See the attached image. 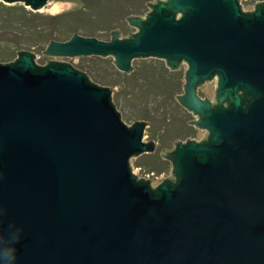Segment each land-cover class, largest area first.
Segmentation results:
<instances>
[{"label": "water", "instance_id": "obj_1", "mask_svg": "<svg viewBox=\"0 0 264 264\" xmlns=\"http://www.w3.org/2000/svg\"><path fill=\"white\" fill-rule=\"evenodd\" d=\"M2 1L38 12L48 0ZM147 5L126 18L137 29L127 37L75 33L42 53L113 58L126 74L137 59L170 70L185 62L176 100L205 139L163 150L173 170L152 188L131 166L157 150L144 141L148 123L128 126L112 88L87 73L17 52L0 64V264H212L208 250L264 216V4L249 13L239 0ZM216 76L214 104L198 88Z\"/></svg>", "mask_w": 264, "mask_h": 264}, {"label": "rangeland", "instance_id": "obj_2", "mask_svg": "<svg viewBox=\"0 0 264 264\" xmlns=\"http://www.w3.org/2000/svg\"><path fill=\"white\" fill-rule=\"evenodd\" d=\"M120 1V0H114ZM142 8L140 11H143L141 16H144L147 12L150 11L148 3H153L155 0H141ZM244 8H250V5L253 3V0H241ZM0 3H3L7 6L12 5H22L29 11H33L32 8L26 6L24 3H13L7 4L0 0ZM129 5V3H127ZM77 7V4L74 1L69 0H48L47 4L38 12L41 15H49L51 18L37 22L34 18H30L27 21H24L26 24L32 26L33 24H39V29H53V26L57 25L56 17L61 15H67L72 12ZM101 13L107 14L106 17L115 21L117 29L111 30H102L98 31L91 36L87 35L85 31L81 30L78 34L96 37L100 40L109 41L111 40L110 33L112 31L119 30L122 33V37H127L128 33H135L136 28L129 25L126 18L127 13L120 15L108 14L112 12L100 10ZM7 14V12L5 13ZM32 17V16H31ZM131 17V16H130ZM68 18H64L62 21L65 23ZM42 23V24H41ZM126 27L127 31L122 30V27ZM59 27H62L60 25ZM21 29L16 30L15 28H6L4 32L6 34L0 38V64H6L18 59L17 52L29 51L34 53L37 56L35 60L39 66H46V62L49 60L66 62L75 68L90 74L89 71L93 72V76L90 77L91 81L95 84L104 87H110L113 90V101L117 106L118 110L122 115V120L128 125L132 126L136 121L144 120L148 123V127L145 131V142L155 141L157 145V150L155 153L143 154L138 158L131 159V165L133 167L134 173L138 176L139 179L149 180L151 182L152 188L158 187L165 179L170 177V174L173 170V165L171 161L163 159L161 156L162 151L167 152L173 151L175 148V143L178 141L186 142L188 139H193L197 141H202L204 135L206 134L205 130H199L195 126L189 125L188 122H191L196 119V117L187 111L181 104L176 100L175 95L172 97L166 96L168 90H163L168 85L164 82L163 84H157L159 80L158 77L168 76L169 70L168 67H164V62L159 59H137L133 62L134 71L131 74H126L119 72L116 66L113 63V58H100V57H76V58H65V57H49L42 53L46 51V48L50 44L51 40H55L54 37H45L44 40L39 39L40 36H35L30 39L29 42H24L18 47V41L21 40ZM124 32V33H123ZM65 37V36H64ZM63 37V38H64ZM69 38L66 36L64 39ZM71 38V37H70ZM69 38V39H70ZM67 39V40H69ZM66 40V41H67ZM61 41V40H56ZM148 67H151L154 70L149 69V73L146 72ZM167 67V68H166ZM154 72V73H153ZM152 73V74H151ZM96 77V78H95ZM100 79V80H99ZM156 79V80H154ZM105 81H110L105 82ZM118 83V85H111L113 83ZM154 83L162 88L160 90L151 89ZM183 83V80H182ZM211 87V84H208ZM208 85L202 87L200 93L205 95L211 91L208 89ZM203 86V85H202ZM201 87V86H200ZM119 93V95H118ZM179 94H183L182 86L179 89ZM160 109L159 112L155 114L158 119L148 121L145 118L147 113L153 114L155 109ZM159 118L164 121H158ZM181 127L179 131L174 132V134L169 138L168 141L162 142V138L169 134L171 131H176L177 127Z\"/></svg>", "mask_w": 264, "mask_h": 264}, {"label": "trees", "instance_id": "obj_3", "mask_svg": "<svg viewBox=\"0 0 264 264\" xmlns=\"http://www.w3.org/2000/svg\"><path fill=\"white\" fill-rule=\"evenodd\" d=\"M69 1H74V3L77 4V7L67 15H61L59 17H56L57 25L53 26L54 27L53 29H50V27H48L47 29L44 30L43 28L39 29V24H33L32 26H30L26 24L24 21L28 22L30 18H34L37 22H41L42 20L51 18L49 15H41L39 13L29 11L22 5L7 6L4 5L3 3H0V38L6 34V32H4L6 28H15L18 31L19 29L23 30L21 31V35H22L20 37L21 40H19L17 44L18 47H20V45L24 42H29V40L34 38L35 36H40L39 39L42 38V40H44L45 37H49V36L54 37L55 34H57L56 38L54 37L55 40L66 41L67 39L72 37L75 33H79L81 30L85 31L88 36L89 35L91 36L92 34H95L98 31L117 29L118 27H116L115 21L107 18L106 17L107 14L101 13L100 10L112 12L108 14H114L115 16L123 13H127V16L129 17L141 16L143 14V11L139 10L140 8H142L141 0H120L117 2L114 0H69ZM127 3H129V5ZM6 12L7 14H5ZM64 18H68V20L65 23L62 21ZM60 25H62V27H59ZM122 30L126 32L127 28L124 26L122 27ZM64 36L65 37L69 36V38L64 39L65 38ZM149 69L154 70L155 72V69L151 67H148V70H146V72L149 73ZM89 73L90 76L94 75L92 71H89ZM157 80H159L157 84H163L165 82V77L164 76L158 77ZM105 82H109V84L111 83L110 81H105ZM115 84L116 86L118 85L117 82L111 85H115ZM167 85L168 87L162 89L159 88L154 83L151 89H155L157 91L162 89L161 91H163V90H169V88L175 89L177 87L176 86L177 83H175L172 86L169 84ZM169 91L166 93V96L169 97L174 96ZM159 110L160 109L156 108L153 114L147 113L145 115V118L148 121L150 120L153 121L155 119H158V117H156L155 114L156 112L158 113ZM158 121L162 122L164 120L159 118ZM180 128L181 127L179 126L177 127L176 131H172V132L170 131L168 135L162 138V142L168 141L169 138H171V136L174 134V132L179 131Z\"/></svg>", "mask_w": 264, "mask_h": 264}, {"label": "flooded vegetation", "instance_id": "obj_4", "mask_svg": "<svg viewBox=\"0 0 264 264\" xmlns=\"http://www.w3.org/2000/svg\"><path fill=\"white\" fill-rule=\"evenodd\" d=\"M239 1L243 13L252 12L256 9L257 5L264 4V0H253V3L250 5V8H244L242 1L241 0ZM161 61L164 62V67L167 66L164 60ZM169 68L170 67H168L167 69L169 70ZM187 69H188L187 64L182 61L180 62L179 68L168 72L169 75H171L170 77L168 76L165 77V82L167 84L172 86L175 83H177L176 85L177 87L175 89L169 88L170 91L168 90L170 93H172L175 96L181 95L179 94V89L181 86L183 88V93L185 92L184 84H185V76ZM208 84H211V87H209ZM202 85L201 87L198 88V94L202 98H209L212 102H214V104H217V101H215V95L218 89V77L216 76L215 79H213L212 81H207ZM205 85H208V89L211 92L206 93L205 95H201L200 91L202 87H204ZM232 94H236V92L234 91L232 92ZM237 94H243V93L242 91H238ZM227 105L228 104L226 103L225 106ZM248 219H250V216L248 217ZM121 239L122 241L120 242H122V244L126 243L124 237ZM119 243L112 242L111 245L115 248H119ZM214 250H215L214 248L208 250V254L206 255L204 260H206L207 262L209 261L212 264H264V216L257 215L253 217L251 224H245L243 230H240L239 228L236 231H234L232 235H230L223 249H221L220 251L218 250L214 251ZM213 254L214 256H212Z\"/></svg>", "mask_w": 264, "mask_h": 264}]
</instances>
